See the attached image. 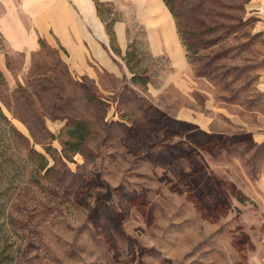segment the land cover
Segmentation results:
<instances>
[{"label":"rangeland","instance_id":"obj_1","mask_svg":"<svg viewBox=\"0 0 264 264\" xmlns=\"http://www.w3.org/2000/svg\"><path fill=\"white\" fill-rule=\"evenodd\" d=\"M236 1L245 0H206L209 24L234 11L243 23L233 15L224 37L198 41L196 61L183 41L179 58L153 56L139 27L125 52L99 42L107 61L87 42L81 67L58 40L19 52L0 32V264H264V10L254 0L222 6ZM113 9L103 6L104 19ZM157 110L251 138L199 152L217 193L198 195L172 167L133 152L144 138L127 140L125 125H151ZM69 119L90 124L85 152L70 159ZM174 164L192 170L184 159ZM108 191L111 207L92 218Z\"/></svg>","mask_w":264,"mask_h":264},{"label":"crops","instance_id":"obj_2","mask_svg":"<svg viewBox=\"0 0 264 264\" xmlns=\"http://www.w3.org/2000/svg\"><path fill=\"white\" fill-rule=\"evenodd\" d=\"M114 6V44L127 51L130 33L141 28L143 42L153 56L179 58L183 49L175 17L164 0H98ZM260 2L264 10V0ZM96 0H0V32L15 51L41 48V40L60 41L70 50L76 66L87 63V42L105 61L99 42L108 44L111 37L104 27Z\"/></svg>","mask_w":264,"mask_h":264},{"label":"trees","instance_id":"obj_3","mask_svg":"<svg viewBox=\"0 0 264 264\" xmlns=\"http://www.w3.org/2000/svg\"><path fill=\"white\" fill-rule=\"evenodd\" d=\"M164 1L175 17L179 35L182 38L184 45H186L187 49L193 53L194 58L193 60L191 59L192 61L197 60V57H195L197 52L194 51L197 42H203L202 38L204 40L207 34L221 37H224L226 34H228V30H231V27L235 25V23H231L230 25L231 21L228 17L237 15L235 19L232 20V22L239 19L240 22L243 21L242 18L238 16L239 13L234 11L232 15L228 14L227 12V17L223 16L219 24L212 25L209 24L208 21L210 19L204 13L206 0ZM247 2L248 0L241 1V3L236 1L231 6H229V3L222 6H224L225 9L227 8V10L231 8L238 10L244 8V4ZM109 4L110 3L106 4L96 0L97 10L101 15L103 13V6ZM112 13H114V10ZM191 18L194 19V24H189L187 26L186 24L188 23V19L190 20ZM116 20L117 16H113L110 21L105 18L107 30L111 36L112 43L115 41L113 25ZM183 21H186V23L183 24ZM41 45H45L43 40H41ZM135 78L136 77H133L134 81ZM87 100L93 102L95 101V98L89 95L87 96ZM156 115L157 119L155 121L152 120L150 122L151 125H148L149 127L143 124L141 120H137V122L130 124L129 126L125 125L124 133L127 137V140L136 141L140 137L144 138V143L139 148H133V152L139 155L141 153H146L147 158L156 165L172 167L174 171H177V177L181 181H184L189 187H192L189 190L195 192L198 195H207L206 192H210V189L213 191L215 189V192L217 193V188L221 184L217 181L218 187H215V178H211L207 175L208 173L206 167H200V163L197 159L200 154L199 152L205 150L208 153H215L218 149H221L229 144L246 142L251 138H247V136L244 134L242 136H229L225 133H210L187 121H180L176 118H173L170 116V114L160 110H157ZM0 117L5 119L7 118L1 107ZM66 129L68 139L64 142L63 152L65 157L70 159L74 154L85 152L90 134V124L82 119H69L66 124ZM149 130L151 133L156 131V136H151ZM177 135H184L186 141H173L172 139ZM46 150L50 155H53L54 158L57 159V157H55L53 154V148L51 146H47ZM37 155L40 161H38L39 170H45V174L49 175L53 169V166H48L49 161L44 153L40 152L37 153ZM180 159H184L189 162L192 169L190 172L175 168L174 161ZM111 192L112 191H108L105 195H102L104 198H101V207L98 206L99 208L95 207L91 209L90 215L92 218L96 219L101 209L107 210L109 207H111L110 203L106 201V199L112 196ZM122 214L123 213L121 211H112L111 215L121 216Z\"/></svg>","mask_w":264,"mask_h":264}]
</instances>
